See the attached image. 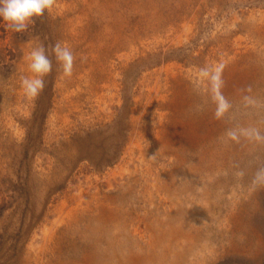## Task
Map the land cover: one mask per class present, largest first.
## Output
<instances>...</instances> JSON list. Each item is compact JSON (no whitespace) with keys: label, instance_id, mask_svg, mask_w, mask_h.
Returning a JSON list of instances; mask_svg holds the SVG:
<instances>
[{"label":"rangeland","instance_id":"374dc122","mask_svg":"<svg viewBox=\"0 0 264 264\" xmlns=\"http://www.w3.org/2000/svg\"><path fill=\"white\" fill-rule=\"evenodd\" d=\"M245 1L57 0L28 33L0 21V264H264V3ZM56 42L73 76L50 56L26 99L27 54ZM124 127L112 166L63 168L74 137Z\"/></svg>","mask_w":264,"mask_h":264},{"label":"clouds","instance_id":"9594fccd","mask_svg":"<svg viewBox=\"0 0 264 264\" xmlns=\"http://www.w3.org/2000/svg\"><path fill=\"white\" fill-rule=\"evenodd\" d=\"M57 0H0V21L14 33H28L34 29L37 21H42L46 14H50L56 7ZM54 56L62 70V78L70 79L74 73L76 55L67 44L56 42L51 46V52L43 44L32 48L27 54L28 72L30 74L20 77V88L26 99L35 101L46 87L45 78L53 71ZM83 60V58H81ZM205 72L206 70H202ZM222 99V98H221ZM228 107L227 102H222L217 115L222 114ZM256 140H264L258 131L248 133ZM233 138L236 134L232 133ZM243 175V173H241ZM253 183L264 185V166L259 167L253 177Z\"/></svg>","mask_w":264,"mask_h":264},{"label":"trees","instance_id":"16d2710c","mask_svg":"<svg viewBox=\"0 0 264 264\" xmlns=\"http://www.w3.org/2000/svg\"><path fill=\"white\" fill-rule=\"evenodd\" d=\"M259 1L264 3V0H246L242 5L244 7L256 6L260 4ZM124 108L125 105H123L122 109L120 108L119 112L116 114V117L113 120V125H117L119 123V118L122 117V110ZM101 130L103 129H100V132H102ZM110 132L111 133H108L109 142L107 145L103 141L93 145V143L90 142L91 138H93L92 133L74 137L73 140L78 146L77 155L72 156V158L65 159L62 164L63 168L71 173L78 169L80 163H85L88 167L95 171L112 166L120 157L127 142L129 128H112V131ZM81 139L87 141L84 148L79 144ZM61 186L62 185L58 186L57 189H61Z\"/></svg>","mask_w":264,"mask_h":264}]
</instances>
